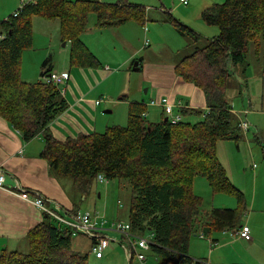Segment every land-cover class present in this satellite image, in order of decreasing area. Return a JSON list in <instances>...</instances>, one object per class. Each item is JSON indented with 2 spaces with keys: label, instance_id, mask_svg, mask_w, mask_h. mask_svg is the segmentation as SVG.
<instances>
[{
  "label": "trees",
  "instance_id": "16d2710c",
  "mask_svg": "<svg viewBox=\"0 0 264 264\" xmlns=\"http://www.w3.org/2000/svg\"><path fill=\"white\" fill-rule=\"evenodd\" d=\"M120 1L29 0L16 17L10 15L0 22L5 35L0 40V115L26 141L41 134L45 142L42 157L57 177L73 181L83 194L99 174L107 181H126L131 192L132 230L139 234L150 231L155 243L151 251L167 261L192 264L185 254L190 236L198 233L199 199L191 194L194 179L204 177L214 192L240 199L215 156V148L219 141L238 144L243 139L225 91L235 69L246 77L249 48L264 59V0H226L202 11V20L217 27L218 35L195 49L177 72L203 90L210 109L203 121L172 124L164 122L163 116L159 123H149L142 116L145 105L131 103L126 126L57 141L47 128L67 109V102L56 86L21 79L23 51L32 43V18L59 21L63 41L71 44L73 63L97 66L80 39L90 14L97 16L98 27L123 25L130 20L144 23L142 6ZM169 21L181 34L194 36L174 19ZM197 66L202 69L200 75L196 74ZM48 67L46 60L41 79L49 74ZM239 216L238 210H213L201 229L210 234L234 228ZM48 220L28 233V254L3 253L0 264H89L88 255L72 252L71 232ZM60 255L69 262L57 261Z\"/></svg>",
  "mask_w": 264,
  "mask_h": 264
},
{
  "label": "crops",
  "instance_id": "0c3cea01",
  "mask_svg": "<svg viewBox=\"0 0 264 264\" xmlns=\"http://www.w3.org/2000/svg\"><path fill=\"white\" fill-rule=\"evenodd\" d=\"M77 1H98L106 4H117L121 2L120 0H115V1L77 0ZM161 1L162 0L159 1L151 0L153 4H158L159 2L161 3ZM223 1L225 2L226 0H191L190 2L192 4L190 11H192L193 9L195 19H198V17H200L201 19V13L203 10L207 9L208 7L214 4H221L223 3ZM11 2L13 3L11 6L9 5L4 7V10H6L5 13L2 12L1 16L3 17L6 16L4 20H6L15 11V7H16L15 4L17 2L15 0H11ZM123 3L140 5L145 8L144 10L146 12V7L143 6L142 4L129 2V0H123ZM161 13L165 17L160 22L167 24L172 29L171 34H169V31L166 30L168 32V35H170V38L172 37L173 39H175L176 37L175 35H178L183 39L190 37L197 42L199 38L197 33L201 31H199L196 27H193L192 21H190L185 16L183 17V21H181L180 19H176L171 15L170 11H162ZM94 16H95V21L97 22L96 19L97 16L95 14ZM169 19H174L181 25L187 27L189 30L193 32L195 38L190 35L181 34L180 32H178V30L173 26V24H171ZM96 22H95L96 29L99 30L101 29L107 30V29L115 28L118 31H121L125 29L124 27L119 28L121 25L112 26V27H98ZM185 24H187L189 27ZM0 33H2L1 30ZM110 33L113 32L110 31ZM124 34L133 35L134 33H130V31L128 30ZM81 35H80V39H81ZM217 35L213 33L211 36L215 37ZM170 38L168 40H170ZM211 38H207L206 40L208 41ZM61 39L63 40V38ZM82 43L86 47V49L93 55V57L97 60V66H77L76 64L73 63L72 57L70 56L71 55L70 51L67 61H63L62 66H58V74H60L58 76L61 75L67 76V82L62 84L61 86V88L65 90V93L61 96L67 102L68 107L62 114L58 115L50 123L49 127L47 128V131L53 136V138L61 142L65 141L67 138H76L78 135L81 134L85 135V134L98 133L96 132V130H98L96 129L98 128V124L96 122V119L94 118V115L99 116L98 108L96 107H98L101 104L100 103L99 105H96V102L97 101L102 102V100H98L97 97V95L99 96L100 94L99 87L103 83L111 79L114 75L111 72V67H110L111 63H106L107 61L101 62L98 59L96 52L92 49V47L87 45L83 40ZM146 43L147 41L145 42V44ZM129 47L130 48H127V53L125 54V56H123L121 60L115 63L117 67L121 66L122 64L123 66H126L129 60L132 61L137 60L138 65L139 66L141 65V60L135 59L136 54L138 52V50L136 49L137 46L133 48L129 45ZM99 48H106V47L104 46V44H100ZM195 48L197 49L203 47H195ZM97 49L98 48H96V50ZM194 52L195 51H193V53ZM192 54L183 57L178 62L172 63L167 68L164 69L155 68V70L151 72L150 77L154 81H153L152 89L151 90L148 89L146 91L147 92L146 94H149V99L141 98L139 99V101L132 102V103H143L145 105L146 112L144 114L146 117L144 118L147 120V118L152 117L151 121L150 122L147 121V122L155 124V123H159L162 120L164 116L163 108L157 104L151 106L150 102L155 101L159 103L164 98H166L170 104L174 105L176 111L180 112L181 114L183 110L186 112L185 115L182 114L183 122H185L184 121L185 118L189 119L191 122L196 121L197 118H202L201 121H203V119L208 114L210 109L208 108L203 90L198 86H196L195 84H193L191 81L182 77L177 72V68H179L181 64H183L186 60H188V58ZM248 55H251L252 61L253 63L256 64V66L251 63L252 67L249 68L250 62L247 61L248 62L247 71L251 69V72H249L246 75V77L241 76L238 73V71H235L236 69L234 70V73L237 72V74L234 75V78L232 80L228 81V85L225 91V98L228 105L230 106V112L237 121L238 126L240 121L244 120L248 124V129L251 128L250 131L248 129L246 130V132L241 131L242 136L245 135L244 137L245 139H247L246 140L247 145L250 146L251 140L249 139V136L246 135L249 132H252V127H253L255 128L256 141L259 145H261V148L264 149V126L263 125L250 126L246 120L247 115L249 114L251 115V113H255L253 112V110L249 111L247 109L248 107L249 108L252 107V104H254V107L260 106L261 109L259 112L256 113V115L262 117L261 120L264 119V68L259 69L261 65L264 66V59L261 54L255 53L254 48H249L247 58ZM47 69H49V67ZM41 72L42 71L39 72V76ZM258 72L260 73V76L257 75ZM35 76H37L36 73ZM21 79L23 80L22 77ZM254 80L260 81L259 91L253 90L250 86V83L251 82L253 83ZM242 87H245L244 92L241 89ZM67 90L68 93H66ZM246 91L247 93H245ZM114 105H116V103ZM124 105L126 106L127 104L125 103ZM87 117H90L92 120L87 119ZM190 121L188 122L186 121V122L191 123ZM102 128L107 129L108 127L106 126L104 127V125H101V129ZM44 148H45V142L41 134L36 136L35 138L26 141L23 139L22 133L18 129L13 127L3 116L0 115V168L3 170L6 176L5 186L8 189H15L17 186H19L23 190L28 192L32 197L43 198L45 200L48 209L56 212L57 214L65 218H70L72 214L75 213L76 211L90 212L92 215H94L97 218L98 221L105 222L104 226L106 230L103 231V237H106L110 242L109 247L105 249L107 253L105 258L106 259L107 257L111 258L112 253L117 251L118 246L123 247V252L126 254V256L128 257L132 256L133 253L131 249L128 247L129 245L127 243L126 238L123 235L119 234L118 232L110 229V226L117 222L129 223L130 204L128 206V211H127L128 218L125 221H123L121 218H119V215L122 214V211H120L119 208L120 207L123 208L121 206V202L117 200L115 207L112 206L111 204H110L111 206L109 205V201L107 200V198L110 195V190L108 189V187H105L101 192H97L96 190L98 188L97 184L99 183L97 181H94L88 193L83 194L80 188L77 186V184H75L73 181L61 177L59 178L55 175V173L49 166L47 160H45L42 157ZM236 148L238 151L240 150L239 145ZM252 169L253 170L255 169V165H253ZM224 172L226 175L227 170H225ZM197 178H202V177H196L191 186V194L199 199V206H198L199 215H197V217H201V214L202 215L205 214L208 217L210 215V214L208 215L209 212L202 211V213H200L199 211L201 197L197 195L195 191V183H196L195 180ZM259 178L260 180L264 181V174H262V172L258 170L256 174L253 173V178H252L253 194H252V200L250 206L251 213L248 216L247 221L242 222L240 220L238 221L236 227L228 228L221 231L223 233L227 231H232V234H229L228 238L221 237L220 242H218L217 239H214L213 237H211V235H209V233H206L201 229L202 224L207 219L203 217H201L202 219L196 218L198 222V224L197 223L196 224L198 226L195 227V231L198 233L190 236L185 254L192 264H264V218H262L260 227L255 228L252 225L250 226L251 228L250 241L239 239L236 234L238 228L241 225H246L248 227V225H250L252 222L251 217L255 216L254 213L256 211H254L253 208H254V199H255L257 183ZM100 205L101 208L99 209ZM220 210H234V209H220ZM257 212H258V215L256 214L257 218L260 215L259 213L264 215V204L260 206V209ZM50 220L53 221V224L55 226L58 225V223L55 220L51 218ZM48 221H49L48 216H46L35 206L29 204L28 202L24 201L15 194L9 193L4 190H0V256L3 253H14V252L23 255L28 254L30 252V244L27 239L28 233L39 225L47 224ZM147 232L149 233V235H152L150 231ZM144 234H139V235L144 236ZM79 236H84V235H79ZM84 237L89 240V243L87 244L88 251H86L87 249L86 247L79 249L81 246L80 239H76L75 241L71 239L72 252L81 255H87V253L89 252L92 253L91 252L92 241L88 237L86 236ZM199 238L200 240L205 242L204 245H201L195 241L198 240ZM25 248H28V252L23 253L22 250ZM108 248H113V249H108ZM147 252H150L155 258L160 260L159 257L161 255L154 253L153 251H151V249L144 252V254H146ZM97 260L99 261L105 259H97ZM144 262L141 263L143 264ZM175 264L178 263L175 262Z\"/></svg>",
  "mask_w": 264,
  "mask_h": 264
},
{
  "label": "rangeland",
  "instance_id": "374dc122",
  "mask_svg": "<svg viewBox=\"0 0 264 264\" xmlns=\"http://www.w3.org/2000/svg\"><path fill=\"white\" fill-rule=\"evenodd\" d=\"M15 1L17 2L15 4L16 11L20 6L19 0ZM69 1L75 2L77 0ZM129 2L139 3L146 7L144 20L145 23H139L137 21L131 20L130 22L125 23L119 27L125 28L121 31H118L115 28L99 30L96 29L94 14H90L87 18L85 31L82 32L81 35V39L87 45L92 47L101 62L107 61L106 63H111V72L114 74L111 79H109L99 87L100 94L99 96L97 95V97L98 100H102V102L98 107H96L98 108L99 116L94 115V118L96 119V122L98 124V128H96L98 129L96 130V132L98 133H104L106 129H101V125H104V127L106 126L108 128L113 126L124 127L127 125L128 110L130 106L129 104L134 101H139V99L141 98L149 99V94H146V91L148 89L151 90L153 87L154 80L150 77V74L155 70V68L164 69L172 63L178 62L183 57L192 54L196 49L195 47H204L207 42L206 39L213 37L211 36L213 33L217 35L219 32L217 27L206 25L202 18L200 19V17H198V19H195L193 9L192 11H190L192 4L191 2L188 6L181 4L179 0H162L161 3L159 2L158 4H153L151 0H129ZM12 4L13 3L11 2V0H0V22L3 21L6 17L1 16L2 12L5 13L6 11L4 10V7L9 5L11 6ZM162 11H170L171 15L174 18L180 19L181 21H183L184 16L192 21L193 27H196L199 31H201L197 33L199 36L197 42L190 37L183 39L178 35H175V39H173L172 37L170 38V35H168V32L166 30H168L169 34H171V27H169L165 23L160 22L165 17L161 13ZM108 30L113 33H110V31ZM128 30L130 31V33L134 34H124ZM192 37L195 38V36ZM61 38L62 36L60 33L59 21L46 20L39 16H35L32 18V43L29 49L23 51L21 60V77L23 78L24 82L33 83L40 80L41 77L39 76V72L42 71L41 66L46 60L49 61L50 72L48 76L51 75L52 77H56L60 75L58 74V66H62L63 61H67L71 48V44L67 41H63ZM169 38L170 40H168ZM146 41L147 43L145 44ZM100 44H104L106 48H99ZM129 45L133 48L137 46L136 49L138 50V52L135 59L141 60V65H138V70H134V64L138 63L137 60H129L126 66H123L122 64L121 66L117 67L115 64L117 63V61L121 60L123 56H125V54L127 53V48H130ZM96 48L98 49L96 50ZM247 61L250 62L249 68L252 67V64L256 66V64L252 61L251 55H248ZM261 68H264V66L261 65L259 69ZM195 70L197 75L201 74L202 69L200 67H195ZM249 72H251V69L247 71V74ZM35 73L37 76H35ZM235 74H237V72H235ZM257 75L260 76V73L258 72ZM250 86L253 90L259 91L260 81L254 80L253 83H250ZM241 89L243 92L245 91V87H242ZM66 93H68V90L66 91ZM245 93H247V91ZM115 103L116 105H114ZM125 103L127 104L126 106L124 105ZM247 109L249 111L253 110V112H255L251 113V115L249 114L246 116V120L249 125L264 126V119L261 120L262 117L256 115V113L261 109L260 106L254 107V104H252V107H248ZM106 110L110 111V113H105L104 111ZM151 118L152 117L145 120L150 122ZM87 119L91 118L87 117ZM201 120L202 118H197L196 121L191 122L187 118L184 119L185 122L190 121L191 124H196L197 122L199 123V121ZM250 129L248 130L250 131ZM248 134L246 136H249V139L251 140L250 146L247 145V139H245L244 135L242 141L238 144L240 149L239 151L236 148L238 147V145H236L232 141H219L217 143V147L215 148V156L223 167L224 171L227 170L226 175L229 179V182L238 190L240 199L234 195H230L227 193L214 192L212 188L209 187L206 179H204L203 177L197 178L195 180V191L197 195L201 197L199 207L200 213H202V211H205L209 212V215L213 209H234L236 211L238 210L240 214L239 221H247V218L251 213L250 206L253 194V173L256 174L259 170L262 172V174H264V149H262L261 145H259L256 141L255 128L252 127V132H249ZM253 165H255L254 170L252 169ZM263 184L264 181L260 180L259 178L253 208V210L256 212L254 213L255 216L251 215L252 222L250 225H248L250 234V226L252 225L255 228L260 227L262 218H264V215L261 213H259L260 215L258 216V218L256 217V214L258 215L257 211H259L260 206L264 204ZM97 187V192H101L105 187H108V189L110 190V195L107 198V200L109 201V205L111 204L115 207L117 200L121 202V206L123 208H119V210L122 211V214L119 215V218L125 221L128 218L127 211L131 199L129 184L126 181L113 180L109 181L108 184H97ZM100 208L101 205L99 206V209ZM201 217L209 219V217H207V215L205 214H201ZM201 217L197 218L202 219ZM229 234H232V231H227L225 233L221 231H211L209 235L220 242L221 237L228 238ZM149 237V233L146 232L144 234V238L148 239ZM76 239H80L81 246L79 249L86 247V251H88L87 244L89 243V240L84 236L79 235L72 237L73 241H75ZM195 241L201 245L205 244V242L200 240V238ZM22 251L23 253L28 252V248H25ZM106 254V250H104V258L102 259L105 260L98 261L97 259H95L94 255L89 252L87 253L88 263L142 264L137 259L136 255H132L130 257L126 256V254L123 252L122 246H118L117 251L112 253L111 258L107 257L106 259ZM144 255H146V261L143 264H175V262L167 261L161 256L159 257L160 260H158L150 252H147ZM56 260H59L60 262H69L65 260L64 256L61 255L60 257H57Z\"/></svg>",
  "mask_w": 264,
  "mask_h": 264
},
{
  "label": "built area",
  "instance_id": "2783aa9c",
  "mask_svg": "<svg viewBox=\"0 0 264 264\" xmlns=\"http://www.w3.org/2000/svg\"><path fill=\"white\" fill-rule=\"evenodd\" d=\"M191 0H180V3L183 5H188ZM31 2V0H30ZM29 3V0H19V8L11 14L13 17H16L22 8ZM34 4V2H32ZM8 19V18H7ZM6 19V20H7ZM5 35L0 33V40L3 39ZM44 83L52 84L56 86L61 95L65 93V90L60 88L62 84L67 82V76L61 75L52 77L51 75L42 76L41 79ZM101 101H97L96 105H99ZM160 105L163 108L164 118H167L168 122L172 124H178L183 121V116L180 112L175 110L174 105L170 104L166 98L162 99L159 103L151 101L150 105ZM146 117L145 114L142 115ZM239 128L246 132L248 129V124L242 120L239 123ZM6 176L3 170L0 168V190L7 191L9 193L19 196L24 201L38 208L49 218L55 220L59 226L67 228L72 236L75 235H84L92 241L91 252L96 259L103 258L104 250L109 246L110 242L106 237H103V231L106 230L105 222L98 221L97 218L88 211H76L72 214L70 218H65L56 212L47 208L45 200L41 197H32L28 192L23 190L21 187L17 186L15 189H8L5 186ZM97 182L101 185L107 184L108 181L104 178L102 174L97 176ZM110 229L118 232L123 235L128 243V247L131 249L133 255H136L137 259L140 262L145 261L144 252L151 249L155 245L153 242V237L150 235L148 239L144 238L134 232L130 223H121L117 222L110 226ZM237 236L239 239L246 241L251 240V234L246 225H241L237 230Z\"/></svg>",
  "mask_w": 264,
  "mask_h": 264
},
{
  "label": "water",
  "instance_id": "95a60500",
  "mask_svg": "<svg viewBox=\"0 0 264 264\" xmlns=\"http://www.w3.org/2000/svg\"><path fill=\"white\" fill-rule=\"evenodd\" d=\"M138 63L134 64V70H138ZM105 113H110V111H105ZM164 122H168L167 118H164Z\"/></svg>",
  "mask_w": 264,
  "mask_h": 264
}]
</instances>
